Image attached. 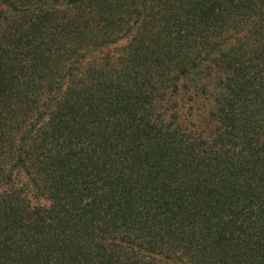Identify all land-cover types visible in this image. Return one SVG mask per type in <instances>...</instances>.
<instances>
[{"label": "trees", "instance_id": "trees-1", "mask_svg": "<svg viewBox=\"0 0 264 264\" xmlns=\"http://www.w3.org/2000/svg\"><path fill=\"white\" fill-rule=\"evenodd\" d=\"M0 264H264V0H0Z\"/></svg>", "mask_w": 264, "mask_h": 264}, {"label": "rangeland", "instance_id": "rangeland-1", "mask_svg": "<svg viewBox=\"0 0 264 264\" xmlns=\"http://www.w3.org/2000/svg\"><path fill=\"white\" fill-rule=\"evenodd\" d=\"M204 111H202L201 107H198V111H197V114L199 116L203 115Z\"/></svg>", "mask_w": 264, "mask_h": 264}]
</instances>
